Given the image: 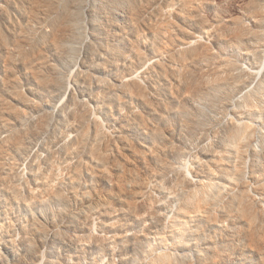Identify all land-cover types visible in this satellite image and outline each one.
Wrapping results in <instances>:
<instances>
[{
    "label": "bare ground",
    "instance_id": "6f19581e",
    "mask_svg": "<svg viewBox=\"0 0 264 264\" xmlns=\"http://www.w3.org/2000/svg\"><path fill=\"white\" fill-rule=\"evenodd\" d=\"M1 1L19 18L14 19L6 9L0 8V208L17 205L31 212L41 204L66 205L71 200L95 203L104 196L91 190L88 183L102 172L109 178L111 191L96 215L103 229L119 235L73 239L67 244L72 250L101 249L104 245L111 250L118 242L129 239L135 247L148 245L143 252L154 251L148 231L164 223L161 211L165 204L148 182H153V189L165 198L178 202L173 220L182 233L206 217L216 223L218 220L210 216L217 207L209 200L211 193L200 195L195 189L179 164L188 152L162 126L168 116L177 113L173 120H166L171 129L177 121L181 123L182 138L183 132L197 125L195 115L186 107L189 100H196L197 94L225 92L224 108H227L234 96H239L241 103L264 91V77L256 90L250 92L254 77H249L246 71L251 82L246 78L241 80L244 68L227 56L212 67L199 66V71L195 62L188 63L195 56L197 60H214L205 43L198 41L193 47L186 39L163 41L161 35L167 25L163 12L153 20L146 15L143 5L132 8V0H125L124 9L116 10L130 15L133 38H128L125 44L134 52V59L120 63L110 57L109 66L126 74L99 79L90 76L79 58L81 46L86 43L78 20L79 7L64 5L62 0ZM186 4H192L191 0ZM256 22H259L257 17ZM231 32H234L231 43L243 42L246 34L243 29ZM152 36L157 38L155 42L160 48L148 55L138 43L143 37ZM221 38L224 40L226 35ZM180 42L186 48L177 50L171 45ZM161 50L170 56L171 64H179L172 71L163 68L164 79L173 81L168 96L153 81L143 84L135 78L137 73L149 75L156 68L157 64L149 57L156 59ZM259 53H264V46ZM250 57L249 53L243 56L242 62ZM232 77L240 81H233ZM97 113L116 127L114 135L103 129ZM238 134L235 131L233 135L238 137ZM233 140L231 136L226 144L233 147ZM245 146V143L239 146L240 153ZM141 167L146 171L141 172ZM148 173H152L150 180ZM195 174L217 179L223 178L225 171L213 164L198 167ZM111 195L115 197L113 200L109 198ZM244 197L243 194L237 201V209L249 217L252 207ZM232 209L223 207L222 217L231 218ZM113 219L118 222H108ZM71 224L74 231L89 232L91 220L80 215ZM131 224L144 230L128 237ZM30 226L32 233L24 228L20 241L29 251L33 234L44 232L43 225L36 220ZM5 227L0 221L1 235ZM5 232L3 249L10 250L14 229ZM180 235L175 231L172 237ZM160 256L155 264H173L164 261L165 257L171 259L168 255ZM35 260L34 256L27 264Z\"/></svg>",
    "mask_w": 264,
    "mask_h": 264
},
{
    "label": "rangeland",
    "instance_id": "374dc122",
    "mask_svg": "<svg viewBox=\"0 0 264 264\" xmlns=\"http://www.w3.org/2000/svg\"><path fill=\"white\" fill-rule=\"evenodd\" d=\"M123 1L125 0H62L64 5L80 8L78 20L83 26L81 34L86 43L81 46L79 58L90 76L103 80L117 75L124 76L125 71L109 66L110 57L120 63L134 59V52L125 44L128 38H133L134 30L130 15L126 11L119 12L124 9ZM186 1L132 0L131 6L134 8L143 5L146 15L152 16L153 20H157L156 15L163 12L164 21L167 22L161 35L163 41L186 39L193 47L198 41L207 45L214 60H197L195 56L188 64L195 62L197 69L201 71L199 66L212 67L227 56L244 68L241 80L246 78L250 81L249 77H254L255 84L251 86L250 92L255 91L264 77V53H259L261 46H264V0H191L190 5ZM0 8L6 9L14 19L19 18L18 14L8 9L7 3L1 1ZM256 17L259 22H256ZM235 29H243L246 33L242 43L230 42L234 38V32L231 31ZM223 35L228 38L223 40ZM156 39L154 36L143 37L138 46L151 55L153 49L160 48ZM171 45H175L177 50L186 48L181 42ZM200 52L205 53L203 50ZM248 53L251 57L242 62V57L248 56ZM149 58L155 61L156 68L149 75L137 73L135 78L143 84L153 81L163 95L168 96L173 81L164 79L163 68L172 71L179 64H171L170 56L164 50L156 55V59ZM232 80L240 81L233 77ZM226 96L225 92L219 94L213 90L197 94L195 101L189 100L186 107L195 115L197 125L194 129L183 132L182 138L179 121L175 123L174 129L168 127L169 120H173L177 113L168 116L166 119L169 120L165 119L162 126L166 133L174 135L176 144L188 152V156L179 164L193 181L195 189L200 195L211 193L209 200L217 207L211 211L210 216L218 220L216 223H211L206 217L192 223L182 233L173 220L178 202L165 198L153 189V182H148L158 199L165 204L161 211L164 223L148 231L152 236L151 246L154 251L143 252L148 245L135 247L129 239L118 242L111 250L105 245L101 249L72 250L67 244L73 239L84 240L89 235L90 240L94 236L110 238L119 235L103 229L96 215L111 191L109 178L100 172L94 181L88 183L91 190L104 196L95 203H90V200H71L66 205L41 204L31 212L24 211L17 205L0 208V221L7 226L6 230H2L3 234H0L3 254L1 264H27L34 256L36 260L33 264H155L154 261L163 254L171 257H165L164 261L173 264H264V91L259 95H251L241 103L239 96H234L230 99V105L224 108ZM96 115L103 129L114 135L116 127L104 120L101 114ZM230 121L232 124H229ZM235 131L239 133L238 137H234ZM231 136L235 142L233 147L226 144ZM242 143L246 146L240 153L239 146ZM213 164L223 167V178L195 174L198 167ZM108 171L109 167L106 172ZM144 171L145 168L141 167V172ZM149 175L152 176V173H148V180ZM85 184L83 180V187ZM243 194L252 207V215L249 217L237 209V201L242 199ZM109 198L113 200L115 197L111 195ZM225 206L233 208L231 218L222 217ZM80 215L90 217L89 232L74 231L71 222ZM35 220L43 225L44 232L40 235L33 234V246L29 251L20 241L25 233L24 228L32 233L30 225ZM108 222L115 224L118 219ZM10 228L14 229L13 247L10 250L3 249L5 231ZM143 230V227L131 224L127 230L128 237L140 234ZM175 231L181 233L180 237H172Z\"/></svg>",
    "mask_w": 264,
    "mask_h": 264
}]
</instances>
